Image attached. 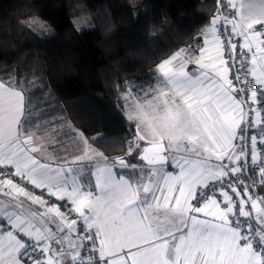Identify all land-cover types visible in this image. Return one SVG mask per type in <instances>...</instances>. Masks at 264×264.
<instances>
[{
	"label": "snow or ice",
	"instance_id": "6c2138e0",
	"mask_svg": "<svg viewBox=\"0 0 264 264\" xmlns=\"http://www.w3.org/2000/svg\"><path fill=\"white\" fill-rule=\"evenodd\" d=\"M217 3L226 14L201 29L199 46L158 65L123 157L109 161L81 133L80 155L42 162L23 82L0 80V191L48 204L15 176L64 202L0 213V264H264V0Z\"/></svg>",
	"mask_w": 264,
	"mask_h": 264
},
{
	"label": "trees",
	"instance_id": "16d2710c",
	"mask_svg": "<svg viewBox=\"0 0 264 264\" xmlns=\"http://www.w3.org/2000/svg\"><path fill=\"white\" fill-rule=\"evenodd\" d=\"M216 8L217 0H0V80L23 82L33 131L52 129L71 147L78 129L121 156L137 131L125 92L156 85L162 61L199 46Z\"/></svg>",
	"mask_w": 264,
	"mask_h": 264
},
{
	"label": "crops",
	"instance_id": "0c3cea01",
	"mask_svg": "<svg viewBox=\"0 0 264 264\" xmlns=\"http://www.w3.org/2000/svg\"><path fill=\"white\" fill-rule=\"evenodd\" d=\"M184 49H187V48H184ZM170 57H168L167 59H169ZM167 59H165V60H167ZM191 70H192V66H189V71H191ZM56 129H55V132H56ZM59 130L60 131L62 130L61 127L59 128ZM34 132H35V136H36V138L34 139V144L37 147H39V149H40L39 153H37V156H38V158L41 159L42 162H48L55 167L56 165L62 164L65 161H71L74 157L81 154V149L83 148V143L80 139L79 133L77 136L75 146L70 147L68 144V139H67L66 135H64V137H62V136L60 137V136H58V134L54 133V131L52 129L45 128V129L37 130ZM83 137H84V135H83ZM125 155H126V153L121 155V156H116V157H123ZM116 157H113V158H116ZM128 159L130 161H132L133 163L136 162L135 160H132L131 157H128ZM141 163H143V162H141ZM74 167L79 168V167H81V165H75ZM2 178H4V177H0V179H2ZM91 179H92V182L94 183V177ZM14 183H16V182L14 181ZM26 191L30 195L42 196L46 201H48V204L47 205L33 204L31 202V200L26 196L16 195L15 193L5 195L4 192L0 191V213L4 212L6 210L10 213H21L22 212L24 215H30L33 212H35V213L43 212L45 210V207L51 206L53 204L56 206H60V205L64 204L63 201H58V200H56L55 197H49L48 195L38 193L37 191H35V188L34 189L32 188L30 190H26ZM14 196H15V199H13ZM17 202L23 204L22 209L12 207V204L17 203ZM60 210H61V212L67 213L68 207H61ZM67 218L69 220H71L70 217H67ZM35 223L38 226H41L38 216L35 220ZM48 226L51 227L53 231L56 230L55 224H50ZM53 247L56 248L58 246L55 245V243H53Z\"/></svg>",
	"mask_w": 264,
	"mask_h": 264
},
{
	"label": "built area",
	"instance_id": "2783aa9c",
	"mask_svg": "<svg viewBox=\"0 0 264 264\" xmlns=\"http://www.w3.org/2000/svg\"><path fill=\"white\" fill-rule=\"evenodd\" d=\"M222 7H223V6H222L221 3H217V8H216V11H215V15H214V16H216V15L218 14V9L221 10V12H220L219 14H221V15L226 14V13H223V11H222ZM231 11H233V10H232L231 8H229V13H230ZM249 90H250V91H257V92L260 91L258 85H256L255 87H253L251 84L249 85ZM257 107H259V105H257ZM262 116H264V112H262ZM258 140H259V137H258ZM258 150H262V151H264V149H262V146L259 145V144H258ZM244 175H245L246 177L256 178L257 180H258V178H259V173H258V172H250V171H248V172H245ZM10 178H12L17 184H19L21 187H24L26 190H30V189H32V188L34 189V187H33L31 184H28V183H26V182L21 181L18 177L12 176V177H10ZM245 183H247V184H251V179H247V180H245ZM260 188H261V185L258 183L255 187L250 188V194L253 195L254 197H259V196H261V192L259 191ZM35 191H37L38 193H41V194H45V195H47L46 192H41V190H39V189H35ZM67 212H68V210H67ZM68 217H70L71 219H76V218H77V215L73 212V213H71L70 215H68ZM90 251H91V246H89V247L86 248V249H82V250H81V254L86 256V254H87L88 252H90Z\"/></svg>",
	"mask_w": 264,
	"mask_h": 264
},
{
	"label": "rangeland",
	"instance_id": "374dc122",
	"mask_svg": "<svg viewBox=\"0 0 264 264\" xmlns=\"http://www.w3.org/2000/svg\"><path fill=\"white\" fill-rule=\"evenodd\" d=\"M237 2H239V0H237ZM150 85L151 84L144 86L145 88H143L141 90H133L131 87H129L128 90L125 92L126 112H127V115L129 117L134 114V108H135L136 103L142 102L144 99H151L152 89L155 88V86L157 85V83H156V85H153V86H150ZM146 93H147V96L145 95ZM132 120L136 123V121L134 119H132ZM76 131H78L79 134L82 133L78 129H76ZM97 135L98 134H95V135H93V137H95ZM84 138L88 141V143L90 145L89 138H87L85 135H84ZM91 148L92 149H95L97 152H101V151H99L98 149H96V148H94L92 146H91ZM107 157L109 158V161H111L113 159V157H109V156H107ZM86 174L87 173H85V175Z\"/></svg>",
	"mask_w": 264,
	"mask_h": 264
}]
</instances>
